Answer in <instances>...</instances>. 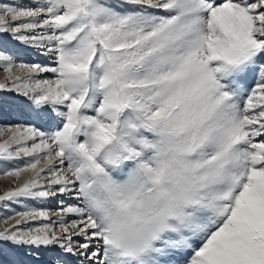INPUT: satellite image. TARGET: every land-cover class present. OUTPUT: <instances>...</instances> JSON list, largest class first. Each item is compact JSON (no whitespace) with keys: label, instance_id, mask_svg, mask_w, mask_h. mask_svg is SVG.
Segmentation results:
<instances>
[{"label":"snow or ice","instance_id":"snow-or-ice-1","mask_svg":"<svg viewBox=\"0 0 264 264\" xmlns=\"http://www.w3.org/2000/svg\"><path fill=\"white\" fill-rule=\"evenodd\" d=\"M0 71V264H264V0H0Z\"/></svg>","mask_w":264,"mask_h":264},{"label":"rangeland","instance_id":"rangeland-1","mask_svg":"<svg viewBox=\"0 0 264 264\" xmlns=\"http://www.w3.org/2000/svg\"><path fill=\"white\" fill-rule=\"evenodd\" d=\"M16 3H26L27 0H15ZM10 47H12L10 45ZM15 51L19 52V58L27 63H42L45 65H50L51 61L46 58L45 56L39 54L36 50L31 48H26L24 46H17L14 48ZM4 73L0 71V81L4 78ZM46 77H50V74H44ZM20 121L17 119V117L11 115V114H0V128L6 127L8 125H14L16 123H19ZM42 130L48 131L51 130L49 125H43L41 126ZM3 137H0L2 139ZM22 162H13L12 164H3L0 163V169L4 167H12L16 164H19ZM13 187L11 178L0 176V193L3 191H6ZM59 200V197L52 198L46 202L42 201H24L22 204L18 203H12L9 205H4L3 203H0V219H2L4 216L12 214V212H19L25 210V205L28 207H43V208H50L55 210L57 208V201Z\"/></svg>","mask_w":264,"mask_h":264}]
</instances>
